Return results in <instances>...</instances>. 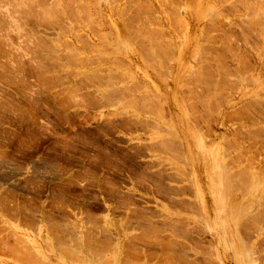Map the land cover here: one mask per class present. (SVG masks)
I'll return each mask as SVG.
<instances>
[{"label":"rangeland","instance_id":"obj_1","mask_svg":"<svg viewBox=\"0 0 264 264\" xmlns=\"http://www.w3.org/2000/svg\"><path fill=\"white\" fill-rule=\"evenodd\" d=\"M0 264H264V0H0Z\"/></svg>","mask_w":264,"mask_h":264}]
</instances>
